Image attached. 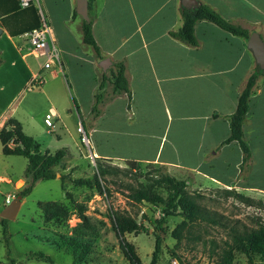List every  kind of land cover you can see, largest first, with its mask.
<instances>
[{
    "label": "crops",
    "instance_id": "1",
    "mask_svg": "<svg viewBox=\"0 0 264 264\" xmlns=\"http://www.w3.org/2000/svg\"><path fill=\"white\" fill-rule=\"evenodd\" d=\"M197 1L250 35L257 31L264 40V0ZM40 3L63 69L62 73L55 66L45 72L48 80L41 88L48 110L56 118H74L77 109L82 116L77 128L84 125V117L92 116L86 134L96 158L166 164L264 200V76L254 86L243 122L249 150L244 151L237 140L226 142L231 135L229 117L259 66L248 47L250 35H236L214 22L199 20L194 27L198 45L191 46L170 33L183 23L182 0H94L89 3V15L100 49L97 53L83 41L84 18L78 13L77 0ZM30 7L20 9L17 0H0V95L7 91L11 96L0 104V127L28 95L26 87L44 61L31 65L28 57H40L23 48V34L39 23L37 7ZM105 58L111 61V78L101 65ZM120 62L125 65L130 92L116 95L113 72ZM104 77L107 100L95 116V95ZM15 80H23L24 86L13 95ZM70 82L75 92H70ZM82 95L89 103L85 113L78 100ZM40 148L44 150L41 144Z\"/></svg>",
    "mask_w": 264,
    "mask_h": 264
},
{
    "label": "rangeland",
    "instance_id": "2",
    "mask_svg": "<svg viewBox=\"0 0 264 264\" xmlns=\"http://www.w3.org/2000/svg\"><path fill=\"white\" fill-rule=\"evenodd\" d=\"M27 60L34 66L44 58L35 60L31 56ZM105 72L111 78V70ZM91 82L88 79V84ZM12 84L13 95L24 86L23 80H15ZM73 86L70 82V92H75ZM41 87L25 91L28 95L18 103L12 116L21 122L27 134H37L35 140L44 149L41 151L49 149L54 153L66 146L69 154L55 168L56 178L39 180L32 192L22 197L15 219L8 220L11 234L8 245L2 238L0 223V264H131L121 248L113 222L118 213L130 215L144 225V231L127 232L125 238L134 246L142 263L150 264L155 234L158 232L156 221L163 215V206L146 201L134 202L128 197L129 187H138L140 183L152 185L167 197L166 185L159 182L166 175L186 180L185 193L193 202L214 213L219 222L206 219L190 221L181 214L168 215L162 224L164 232L161 233L162 244L157 264H218L217 259L222 254L225 241L232 238L233 226L239 229L264 226L262 198L207 183L196 173L183 172L166 164L143 163L138 170H132L125 161L96 158L91 153V143L83 139L84 132H88V125L93 121L92 116L88 119L84 117V125H78V129L77 124H82V116L75 109L74 118L55 116V125L47 126L45 113L53 111L48 110L49 101ZM10 99V93L4 91L0 95V104ZM78 100L81 112H87V97L82 95ZM9 118L6 117L4 124ZM2 147L0 141V214L25 185L23 180L28 164L24 156L5 155ZM102 163L122 170L101 176L98 166ZM62 176H65L64 182ZM95 176L105 178L110 191L100 193L96 187L73 182L76 178L90 179ZM41 201H55L65 212L58 211L53 219L48 220L39 206ZM78 203L84 205L87 221L79 216ZM40 253L50 256L53 262L40 257ZM235 254L233 264H249L244 253L236 251ZM255 261H259L258 256Z\"/></svg>",
    "mask_w": 264,
    "mask_h": 264
},
{
    "label": "trees",
    "instance_id": "3",
    "mask_svg": "<svg viewBox=\"0 0 264 264\" xmlns=\"http://www.w3.org/2000/svg\"><path fill=\"white\" fill-rule=\"evenodd\" d=\"M93 1L94 0H89L90 6ZM18 7L20 9H25L21 8L19 3ZM33 7L34 5H32V8ZM181 16L183 19L182 25L177 30H172L170 33L176 39L191 46L198 45L194 27L196 22L199 20H208L214 22L220 27L236 35L246 37L250 35V32L247 29L227 21L218 12L206 4L198 3V6L192 9H187L182 6ZM38 20L39 23L37 27L40 25L39 15ZM92 24L93 21L91 19L89 21L85 19L83 20V41L87 46L92 47L97 53H99L100 49L93 35ZM260 76H264V70H262L259 66H256L255 71L250 75L244 89L240 93L236 111L229 117L231 135L226 140V142L237 140L240 142L242 148L246 152L249 150V147L244 139L243 122L249 110V100L253 93L254 86L256 85ZM106 80L107 77H104L100 83L99 91L95 95L96 102L93 107L95 116H98L101 113L100 106L107 100L103 93ZM122 92L129 93L130 89L129 82L125 74V65L124 63L120 62L116 63V71L113 72V94L117 95ZM0 141L3 146L2 151L5 155L24 156L28 160L25 171V185L18 192V195L22 196L30 194L39 180L56 178L57 174L55 168L60 165L65 157L69 154V151L66 147L60 148L54 153L48 149L41 151L40 144L33 136L27 134L24 131L21 122L14 117H10L0 129ZM11 144L14 146H11ZM126 163L132 170H138L143 164V162L136 160H127ZM121 170L122 169L119 167L106 165L103 163L98 166V173L101 176H104L107 173H117ZM61 180L64 182L65 176H62ZM73 182L78 185L96 187L100 193H103L105 190L110 191L106 185V179H101L99 176H95L94 178L90 179L80 177L73 179ZM159 182L166 185L168 189L167 197H164L161 193L155 190L152 185L150 186L144 183H140L138 187L131 185L129 187L128 193V197L136 203L146 201L151 204L163 206V215L156 221L158 225V232L155 234V248L152 253L150 264H157L158 262L162 244L161 233L164 232L162 224L165 223L166 217L168 215L181 214L190 221L206 219L214 223L219 222L214 213L211 214L209 211L202 208V206L193 202L185 193V187L187 186L186 180L177 179L173 176L166 175L162 177ZM67 195L71 198L70 193ZM39 206L44 210L48 220L53 219L54 216L58 214V211L60 213L65 212L63 207L58 205L55 201H41L39 202ZM77 206L79 210V216L84 221H87L84 205L78 203ZM8 222V219L5 218H1L0 220L2 226V238L6 245L9 244L11 239V234L8 229ZM113 222L120 238L121 248L130 263L143 264L140 257L136 253L134 246L126 240L125 233L144 231V225L130 215L123 213L115 214ZM232 232L231 240L225 241L222 254L217 259L218 264H233L236 258V251L244 253L249 264H264V226L260 225L257 228L243 229L233 226ZM39 256L42 258H47L51 263L53 262L50 256L41 253ZM256 256L259 257V261H255Z\"/></svg>",
    "mask_w": 264,
    "mask_h": 264
},
{
    "label": "built area",
    "instance_id": "4",
    "mask_svg": "<svg viewBox=\"0 0 264 264\" xmlns=\"http://www.w3.org/2000/svg\"><path fill=\"white\" fill-rule=\"evenodd\" d=\"M17 1L21 8H28L35 5L40 18V25L38 27L23 34V48L28 50V54L44 58L40 70L31 77L26 87V90L30 91L33 88H40L45 83L47 79L45 72L51 70L53 67H59L63 73L62 60L57 41L53 35L52 27L46 12L41 6L40 0ZM55 116L56 114L53 112H48L45 115V123L47 126L53 127L55 125ZM83 139L91 143L88 135H84Z\"/></svg>",
    "mask_w": 264,
    "mask_h": 264
},
{
    "label": "water",
    "instance_id": "5",
    "mask_svg": "<svg viewBox=\"0 0 264 264\" xmlns=\"http://www.w3.org/2000/svg\"><path fill=\"white\" fill-rule=\"evenodd\" d=\"M78 3V13L87 21L90 20L89 15V0H77ZM182 4L187 9H192L198 6L197 0H182ZM2 32V29L0 27V33ZM249 49L253 52L256 63L259 65V67L264 70V40L260 33L257 31L253 32L250 35L249 42H248ZM101 65L103 69L106 71L108 67L111 65V61L108 58H105L102 60ZM82 126V125H81ZM83 127V126H82ZM84 135H87L86 132H84ZM22 195H17L15 199H13L9 205L4 207V209L1 212V217L12 220L15 219L18 210L22 204Z\"/></svg>",
    "mask_w": 264,
    "mask_h": 264
}]
</instances>
